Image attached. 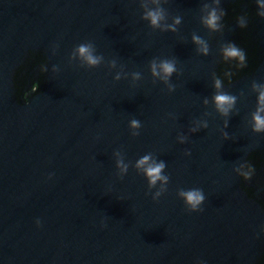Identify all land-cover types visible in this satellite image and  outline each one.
I'll return each mask as SVG.
<instances>
[{"label": "water", "instance_id": "water-1", "mask_svg": "<svg viewBox=\"0 0 264 264\" xmlns=\"http://www.w3.org/2000/svg\"><path fill=\"white\" fill-rule=\"evenodd\" d=\"M213 3L0 0V264H264V133L252 131L264 17L255 0H220L224 28L211 33L200 17ZM157 6L163 24L181 18L175 32L142 18ZM229 42L246 67L223 59ZM164 60L177 69L167 84L151 72ZM214 73L236 97L226 117ZM145 155L165 164L157 202L159 182L136 168ZM181 189L203 192L201 211Z\"/></svg>", "mask_w": 264, "mask_h": 264}, {"label": "clouds", "instance_id": "clouds-1", "mask_svg": "<svg viewBox=\"0 0 264 264\" xmlns=\"http://www.w3.org/2000/svg\"><path fill=\"white\" fill-rule=\"evenodd\" d=\"M158 4V0H156ZM258 15L264 17V0H255ZM220 0H214L212 6L208 4L204 5L205 14L200 17L201 24L209 30L211 33L221 31L224 28L222 18L225 15L224 9L219 8ZM149 23V26L156 29L159 28L162 31L175 32L177 26L181 22L180 17H176L172 24H163L165 20L164 10L157 6L148 9L142 17ZM241 27L245 26L243 20L240 21ZM192 43L197 46V52L201 55L207 56L209 47L208 44L199 36H192ZM78 57L88 66L95 67L101 62V57L94 54V51L90 45L81 44L77 50ZM221 55L225 61H235L240 68L247 66V58L245 51L236 46L234 43L229 42L221 49ZM177 71L176 65L173 61L164 60L157 64L155 61L151 64V72L154 77L160 78L164 83L170 80L173 73ZM231 77V73L225 74ZM230 82V79H229ZM225 81L220 76L213 74L212 87L216 94L212 98V102L215 105L216 111L221 116H228L232 111L236 103V97L227 94L221 89L224 87ZM253 90L258 93L257 95V109L252 116V131L255 133H264V85H253ZM173 89L170 87L169 92ZM207 103V101H205ZM130 128L133 130V134L140 128V122L138 120H132L130 122ZM181 142L183 140L181 139ZM117 168L120 170L121 176L127 171V165L123 164L121 160H117ZM136 168L143 173L148 181L149 188L156 187L159 182L160 188L154 195H152V201L157 202L162 194L166 190L168 182V176L164 175L165 164L163 161L157 162L149 155H145L140 158L136 163ZM245 176L251 174V171L243 173ZM177 196L183 201L186 210L190 213L199 212L202 210V204L204 201L203 192L199 189H181L178 191ZM37 227L40 225V221H36ZM264 232V229H261Z\"/></svg>", "mask_w": 264, "mask_h": 264}, {"label": "flooded vegetation", "instance_id": "flooded-vegetation-1", "mask_svg": "<svg viewBox=\"0 0 264 264\" xmlns=\"http://www.w3.org/2000/svg\"><path fill=\"white\" fill-rule=\"evenodd\" d=\"M32 89H35V87H33Z\"/></svg>", "mask_w": 264, "mask_h": 264}]
</instances>
